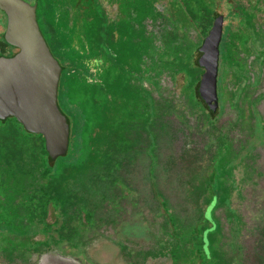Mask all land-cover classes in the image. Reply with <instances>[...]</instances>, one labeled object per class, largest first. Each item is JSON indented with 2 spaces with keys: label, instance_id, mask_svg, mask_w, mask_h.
<instances>
[{
  "label": "trees",
  "instance_id": "obj_1",
  "mask_svg": "<svg viewBox=\"0 0 264 264\" xmlns=\"http://www.w3.org/2000/svg\"><path fill=\"white\" fill-rule=\"evenodd\" d=\"M90 4L92 8L93 3ZM47 15L49 19L46 14L43 17L46 21L43 24L44 36L53 54L60 62L66 63L58 104L70 124L69 148L66 155L52 160L42 134L29 132L15 117L0 119V195L6 193V197H13L15 193H20L23 211L18 219L14 204L7 200V211L0 212V228L13 230L17 227L15 221L21 220L29 231L26 222L36 217L38 226L45 224L47 233L52 227L47 221L52 207L54 213L60 212L64 216L59 228L63 232L64 229L68 230L66 234L60 233L61 240L67 238L73 241V238H77L79 244H84L81 231L87 225H94L97 210L105 202H115L119 190H124L120 185L126 177L120 167L138 147L133 131L140 134L142 122L148 123L150 137L154 138L152 132L156 129L159 114L152 105V99L147 110L141 108L140 93L128 86L126 69L115 71L114 61L120 60L125 52L123 49H113L108 32L104 31L101 23L98 24L93 10H87L81 19L75 12L69 24L65 23L63 12L58 14L57 21L52 19L50 11ZM133 49L134 57L140 58L138 45L134 43ZM112 50L118 55L113 54ZM194 99L208 109L197 92ZM150 145L153 146L151 141ZM223 157H215L209 166L212 169L204 181V192L202 194L200 190L201 193L197 195L198 216L188 227L186 236L177 232L175 217L166 202L165 215L176 230L173 232L176 237L174 245L168 252L173 257V264H245V248L237 239L244 225L242 214L230 207L228 222L233 224L225 232L221 219L215 213L222 205L230 204L231 198L227 192V178L221 176L222 170L220 175L216 171ZM205 198L211 202L205 205ZM253 231L260 235L255 242L264 249V225L256 226ZM5 239V247L0 243V249L13 255L10 248L14 246V240L11 237ZM40 243L45 248L40 247L35 255L52 246L48 242ZM70 244L77 245L73 242ZM188 251L194 257L192 254L189 256ZM184 252L186 256L180 259ZM10 257L14 260V256Z\"/></svg>",
  "mask_w": 264,
  "mask_h": 264
},
{
  "label": "flooded vegetation",
  "instance_id": "obj_2",
  "mask_svg": "<svg viewBox=\"0 0 264 264\" xmlns=\"http://www.w3.org/2000/svg\"><path fill=\"white\" fill-rule=\"evenodd\" d=\"M175 1L34 0L33 2L37 6V21L42 33L43 24L46 22L43 17L46 14V18L49 19L47 15L49 11L54 21H57L60 16L58 14L63 12L66 17L65 23L69 24L75 12L81 19L87 10H93L98 24L101 23L104 31L108 32V39L114 45L113 49H123L125 52L120 60L114 61L115 71L122 72V69L124 71L126 69L128 86L140 93L141 108L147 110L150 99L153 100L152 105L159 114L156 129L152 132L154 138L150 137L148 123L142 122L140 134L136 130L132 133L137 139L138 147L126 157L124 166L120 167L121 173L126 172L127 174L120 186L130 191L137 187L133 180L135 171L126 168L136 162L139 156L146 160L145 172L150 184L153 187H159V182L155 180L158 179L160 173L157 169H164L163 162L159 167L162 161L159 156L162 152L161 145L164 146V139L168 137L170 140L179 142L182 138L187 140L193 137L195 132L193 133L191 128L195 124L196 117H200V130L204 133L202 135V132L199 133L195 127L196 135L204 136L205 139L202 152L208 154L212 163L215 157L224 155L220 161V164L227 168L222 171L224 176H221L224 179L232 175L234 166H231V163L243 164L245 160L246 170L248 169L252 175L256 173L255 176H258L264 173V114L259 111L258 104L264 100V91L260 90L264 79V23L259 19L261 0H222L219 1L217 9H214L213 0L212 9L204 8L202 5L191 8V10L184 9L185 17L182 19L179 18L180 12L174 11L173 2ZM90 2L93 3L92 8ZM62 6L64 10L61 9ZM245 14L251 16L248 27L244 26L247 19L244 18ZM219 18L222 20V33L217 64L218 105L216 110L212 111L208 106V109H205L203 104L194 99V95L196 92L200 95L202 79L206 72V67L201 63L202 47ZM6 27L7 15L0 9V57H11L19 50L6 41ZM47 43L53 53L48 41ZM134 43L138 45V51L141 50V56L137 59L133 53ZM113 54L118 55V52L113 51ZM54 57L62 67L60 88L66 63L60 62L57 56L54 55ZM167 93L177 95L167 96L165 95ZM180 97L187 104V110L180 108L176 112V109L183 104L182 100L178 99ZM200 99L206 104L201 95ZM225 109L227 112L231 110L234 114V117H231L232 120H221V117L225 115ZM143 121L148 122L144 119ZM204 126L206 128L203 130ZM190 138L189 141L192 142L185 143L184 148L180 149V153L174 157V162L179 163V168L183 160L181 159L182 150L184 149L183 153L193 151L192 146L195 142ZM150 141L153 143L152 147ZM232 142L237 143V150L232 147ZM209 170L206 172L208 173ZM236 187L239 190L242 189L241 185ZM158 192H153L156 197L154 198L158 207L163 211L161 213L165 214L166 199L170 197L164 195L160 188ZM5 194L0 195V212H5L8 200V203L14 204L15 213L20 219L23 212L22 196L20 193H15L13 197H6ZM210 202L211 200L207 199L203 201L205 205ZM32 218L34 220L26 222L29 224L30 236L38 228L36 217ZM48 223L53 227V223L49 221ZM15 224L17 227L13 230L0 228V237H3V240L12 236L14 241L20 243L19 238L27 235L29 232L25 227L27 225L23 226L21 220L15 221ZM12 248L11 250L15 252L19 251L22 246L18 244Z\"/></svg>",
  "mask_w": 264,
  "mask_h": 264
},
{
  "label": "rangeland",
  "instance_id": "obj_3",
  "mask_svg": "<svg viewBox=\"0 0 264 264\" xmlns=\"http://www.w3.org/2000/svg\"><path fill=\"white\" fill-rule=\"evenodd\" d=\"M219 1L222 0H214V9H217ZM212 3L213 0H176L173 2L174 11L180 12V19L185 17L184 9L191 10V8H197L200 5L212 9ZM192 4L194 6H191ZM260 7L259 19L264 23V0H261ZM61 9L64 10V6ZM249 17L251 16L245 14L244 18L247 19L244 26H249ZM262 85L261 92L264 91V79ZM177 94L167 93L165 95ZM178 99L182 100L183 104L176 109V112L180 108L187 110L184 99L182 97ZM258 104L260 106L259 111L264 114V100ZM226 109L225 115L221 117L222 121L232 120L231 117H234L231 110L227 112ZM256 113H258V109H256ZM194 120L195 124L191 129L195 133L193 137L189 138L195 144L192 146L193 151H184L185 153H183L184 149L182 150L181 168L178 167L179 163L174 162V157L180 153V149L184 148L183 146L189 141V138L187 140L182 138L179 142L170 140L168 137L164 139V146L161 145L162 152L159 156L162 160L159 167L163 162L164 169H157L160 171L158 179L155 180L159 182L157 188L150 184L151 182H149L145 172L146 160L139 156L140 158L136 162L126 168L135 171L133 180L137 187L132 191L125 188L122 191L121 188L119 197L115 198V202H105L102 208L97 210L94 216L96 218L95 224L91 227L87 225L88 227L81 231L83 232L81 239L84 244H79L77 238H73V241H69L67 238L61 240L60 233L63 231L59 227L63 224L64 216L60 212L54 213L50 207L47 220L53 223L52 229L45 233V224H43L44 227L39 224L42 229L38 226L37 231L32 232L31 236L28 234L19 238L21 239L19 245L22 248L19 251H12L14 252L13 255L11 252L0 249V264H173V257L169 256L168 252L174 245L176 237L174 238L173 232L176 230L166 215L161 213L163 211L158 207L153 192L159 193L160 188L164 195L170 197L167 199V205L175 217L174 223H176L177 232L179 235L188 233V227L198 216L196 211L197 195L201 191L202 194L204 192V181L208 178L206 170H209L211 164L208 154L201 150L205 141L204 136L196 135L197 131H195V127H197L199 133L202 132L204 135L203 131L200 130V117H196ZM204 128L206 127L204 126L203 130ZM236 144L232 142V147L235 150L238 149ZM188 152L190 154H187ZM245 163L246 160L243 164L231 163V166H234L232 175L226 179V184L229 186L227 192L230 193L231 197L230 204L222 205L216 209L215 213L217 212V217L221 219L225 232L229 230V225L233 224L228 222V217L231 214L230 207L236 213L242 214L244 225L241 227L237 239L239 244L245 248L244 263L264 264V249L255 242L260 238V235L256 233L257 231H253L256 226L264 225V220H262L264 215V177L262 176L264 173L258 176H255L256 173L252 175L248 169L246 170ZM223 169H227L225 165L218 166L217 174L220 175ZM123 174L125 177L127 176L126 172ZM129 179L131 180V177ZM237 185H241L242 189L239 190ZM81 228L83 229L84 225ZM64 231L67 232L68 230L64 229ZM11 238L13 239L12 236ZM23 238L24 240H22ZM34 239L37 241H32ZM2 240L3 237H0V243L5 246L7 240ZM41 241L48 242L52 246L46 251H44L45 249L40 250L41 252L35 255V251L41 249L40 247L45 248V246L40 245ZM70 242L77 243V245H71ZM12 244L18 245V242L13 241ZM185 244L188 246L187 243ZM188 252L189 256L192 254L194 257L192 252ZM10 256H14V260L9 259ZM185 256L186 252L179 258L182 259ZM29 261L31 262L28 263Z\"/></svg>",
  "mask_w": 264,
  "mask_h": 264
},
{
  "label": "water",
  "instance_id": "obj_4",
  "mask_svg": "<svg viewBox=\"0 0 264 264\" xmlns=\"http://www.w3.org/2000/svg\"><path fill=\"white\" fill-rule=\"evenodd\" d=\"M34 0H0L7 15L6 41L17 47L11 57H0V118L15 117L26 130L42 134L52 160L66 155L70 124L58 104L62 67L40 29ZM222 20L219 18L202 47L206 67L200 95L215 111L217 64Z\"/></svg>",
  "mask_w": 264,
  "mask_h": 264
}]
</instances>
